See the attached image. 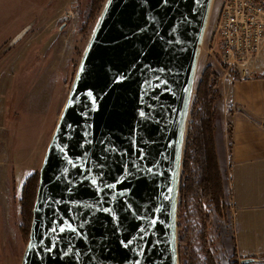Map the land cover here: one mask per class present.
I'll return each instance as SVG.
<instances>
[{
    "label": "water",
    "instance_id": "1",
    "mask_svg": "<svg viewBox=\"0 0 264 264\" xmlns=\"http://www.w3.org/2000/svg\"><path fill=\"white\" fill-rule=\"evenodd\" d=\"M212 2L105 1L38 171L20 264H179L185 125Z\"/></svg>",
    "mask_w": 264,
    "mask_h": 264
},
{
    "label": "rangeland",
    "instance_id": "2",
    "mask_svg": "<svg viewBox=\"0 0 264 264\" xmlns=\"http://www.w3.org/2000/svg\"><path fill=\"white\" fill-rule=\"evenodd\" d=\"M105 1L95 6L92 0H0V264H20L28 240L29 224L21 213L20 201L26 177L31 173L39 175L50 137ZM221 1L212 2L185 125L177 196L179 264L243 263L232 251L229 181L219 161L223 184L219 210L204 203L202 209L196 207L185 191L187 173L183 162L194 125L192 119L200 108L195 103L198 84L207 67L213 73L211 76H218V68L226 70L218 53L210 54L209 47ZM63 23L66 27L58 33ZM219 100L215 99L212 109L215 122ZM215 122L217 156L222 135L220 124ZM202 139L204 156L205 138ZM179 237L184 241L180 242Z\"/></svg>",
    "mask_w": 264,
    "mask_h": 264
},
{
    "label": "crops",
    "instance_id": "3",
    "mask_svg": "<svg viewBox=\"0 0 264 264\" xmlns=\"http://www.w3.org/2000/svg\"><path fill=\"white\" fill-rule=\"evenodd\" d=\"M215 72L222 135L217 156L229 181L232 251L240 260L253 258L241 264H264V41L246 74Z\"/></svg>",
    "mask_w": 264,
    "mask_h": 264
},
{
    "label": "trees",
    "instance_id": "4",
    "mask_svg": "<svg viewBox=\"0 0 264 264\" xmlns=\"http://www.w3.org/2000/svg\"><path fill=\"white\" fill-rule=\"evenodd\" d=\"M93 5L101 3L103 0H92ZM100 9V6H99ZM213 73L207 67L202 75V79L198 84L196 93V106H200L199 110L195 111L192 121L194 122L193 129L189 135V142L186 144L185 160L183 167L186 176L185 191L191 195L196 207L202 209L203 203L213 210H219V199L223 195V184L218 172V160L214 143V115L212 112L213 104L216 98H220L218 88L219 78L217 75L211 76ZM212 77V78H211ZM213 80V81H212ZM218 88L215 89L214 88ZM204 143V156L201 155L202 143ZM31 173L26 177L24 184V194L20 197L21 213L27 221V235L30 229V220L32 214V206L35 198V192L38 182V176ZM32 178H35L34 182ZM14 181V180H13ZM180 217V215H179ZM179 241L183 242V237H179ZM211 257L208 259L211 263ZM186 264V262H185ZM211 264H214L212 261ZM237 264V262H233Z\"/></svg>",
    "mask_w": 264,
    "mask_h": 264
},
{
    "label": "built area",
    "instance_id": "5",
    "mask_svg": "<svg viewBox=\"0 0 264 264\" xmlns=\"http://www.w3.org/2000/svg\"><path fill=\"white\" fill-rule=\"evenodd\" d=\"M263 41L264 0L221 1L209 47L227 71L246 74Z\"/></svg>",
    "mask_w": 264,
    "mask_h": 264
},
{
    "label": "flooded vegetation",
    "instance_id": "6",
    "mask_svg": "<svg viewBox=\"0 0 264 264\" xmlns=\"http://www.w3.org/2000/svg\"><path fill=\"white\" fill-rule=\"evenodd\" d=\"M23 219V218H22ZM25 220V219H24ZM26 221V220H25Z\"/></svg>",
    "mask_w": 264,
    "mask_h": 264
}]
</instances>
